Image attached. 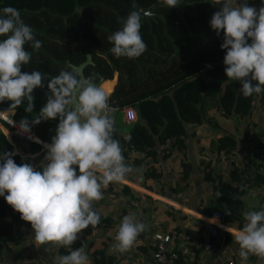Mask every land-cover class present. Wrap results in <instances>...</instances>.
<instances>
[{
	"label": "trees",
	"instance_id": "trees-1",
	"mask_svg": "<svg viewBox=\"0 0 264 264\" xmlns=\"http://www.w3.org/2000/svg\"><path fill=\"white\" fill-rule=\"evenodd\" d=\"M134 1L138 9L156 5L149 15H140V32L147 50L139 58L128 59L116 58L108 41V36L120 30L123 20L134 11L128 0H0V10L8 6L18 9L24 22L33 29L35 39L42 42L39 50H34L30 43L25 45L31 53V60L22 66L21 71L30 73L38 70L46 77L43 87L34 89L32 93V112L25 111V101L14 114L11 111L8 114L18 125L21 119H26L31 125V138L40 142L15 133L14 127L0 118V155L15 153L12 159L17 165L27 163L37 171L41 170V156L45 150L42 143L52 142L59 123L58 119H49L31 124L50 95L47 79L57 76L62 70L74 69L87 54L91 62L82 68L84 77L97 74L95 83L106 92L112 78H115L108 93L109 105L115 119L114 138L120 144L124 143L125 148L152 156L155 144L175 140L179 145L186 125L208 119L209 108L220 109L224 116H241L248 112L257 95L244 97L239 83L226 77L223 63L226 50L221 48L224 33L221 30L217 35L210 27V19L220 5H213L212 0H180L179 6L168 8L162 0ZM240 3L242 0H236L237 5ZM247 3L257 10L264 6V0H247ZM4 38L0 37V40ZM258 96L264 99V93ZM10 104L11 101L0 102V115L5 114L4 109L8 110ZM124 106H131L136 112V120L132 124L120 119ZM2 128L9 132V138ZM125 134L129 135L126 140ZM234 145L230 134L222 133L217 138L218 149L229 150ZM36 152L39 153L32 156ZM40 159L39 164L37 161ZM259 176L264 181V172ZM235 189L226 184L216 186L222 194L218 197L221 204L218 208L224 224L230 223L234 216L244 220L230 206V195ZM122 191L135 198L128 186L124 185ZM261 202L258 211L264 205V194ZM224 205H228L231 215L225 214ZM15 221L17 225L24 223L20 214L0 196V243H17L18 228H12ZM229 238L230 234L224 231V243H228ZM217 246L212 254L217 253ZM152 248L154 250L155 245ZM96 252L105 258L102 250ZM106 258L108 260L112 256ZM257 258L249 256L253 264H258ZM177 261H182L180 254Z\"/></svg>",
	"mask_w": 264,
	"mask_h": 264
},
{
	"label": "clouds",
	"instance_id": "clouds-1",
	"mask_svg": "<svg viewBox=\"0 0 264 264\" xmlns=\"http://www.w3.org/2000/svg\"><path fill=\"white\" fill-rule=\"evenodd\" d=\"M162 2L168 8L180 4V0ZM212 4L220 5L210 19V27L217 35L221 30L224 33L221 48L226 50V77L239 83L246 98L264 93V6L257 10L247 0L239 5L236 0H212ZM141 26V16L132 11L122 28L108 36L116 58H139L147 50ZM0 37H5L0 40V102L11 101L7 112L14 114L27 101L25 111L32 112V93L43 87L46 77L38 70L29 73L21 69L31 60L25 45L30 43L39 50L42 42L35 39L20 11L10 6L0 10ZM96 78L97 74L83 77L71 69L47 79L50 95L31 124L49 119H58L59 123L52 142L44 145L47 163L41 165L42 171L27 163L17 165L12 159L15 153L0 155V196L30 223L38 244L69 250L66 255H57L54 264H91L83 247L72 250L70 246L82 230L100 223L93 202L104 198L102 189L124 181L133 171L114 138L113 109ZM8 123L14 125L11 119ZM18 127L31 138V125L26 119H21ZM221 195L216 193L217 197ZM224 211L231 215L228 205H224ZM243 218L245 224L235 240L242 264H248L250 255L264 259V206L259 211L244 212ZM148 228L135 214L123 216L110 251L129 252Z\"/></svg>",
	"mask_w": 264,
	"mask_h": 264
},
{
	"label": "crops",
	"instance_id": "crops-1",
	"mask_svg": "<svg viewBox=\"0 0 264 264\" xmlns=\"http://www.w3.org/2000/svg\"><path fill=\"white\" fill-rule=\"evenodd\" d=\"M114 82L113 77L107 94ZM207 113L208 119L186 125L179 145L175 140L155 144L152 156L125 148L121 142L122 154L133 171L124 181L110 183L102 189L104 198L93 202L100 223L92 231L79 233L78 239L70 246L72 250L83 247L91 264H130L133 260L140 264H158L151 257L152 247L158 241L155 234L158 233L167 235L170 245L176 247L178 256L181 255L182 261L176 259L170 264H226L228 261L242 264L235 235L242 230L245 220L240 221L234 216L230 223L217 227L213 236L208 234V227L213 222L211 211H220L217 185L236 188L230 195V206L240 217L246 211H258V205L262 204L264 181L259 175L263 172L256 168L244 136L249 131L253 132L254 138L264 133V99L257 95L248 112L241 116H224L216 107L209 108ZM120 119H123L122 114ZM222 133L234 138L233 148H217V138ZM6 137L9 138V134ZM124 185L132 189L135 198L122 191ZM128 214H135L149 228L138 236L129 252H111L110 246L115 242L118 226L123 216ZM23 222L19 225L16 221L12 223L13 229L18 228L17 243H0V264H54L57 255L68 254L69 250L64 247L57 249L47 245L40 251L45 258L39 260L38 250L24 246V234L28 233L30 223ZM224 231L230 234L228 243H224ZM206 241L211 242L209 250L204 248ZM216 246L217 253L212 254ZM98 250L114 259L99 257ZM257 259L258 264H264V259ZM110 260L112 262L108 263ZM253 263L248 261V264Z\"/></svg>",
	"mask_w": 264,
	"mask_h": 264
},
{
	"label": "built area",
	"instance_id": "built-area-1",
	"mask_svg": "<svg viewBox=\"0 0 264 264\" xmlns=\"http://www.w3.org/2000/svg\"><path fill=\"white\" fill-rule=\"evenodd\" d=\"M122 116L125 121L133 123L136 120V112L131 106L122 107ZM129 135L125 134L124 139H128ZM245 141L248 147L249 152L251 153L256 168L260 172H264V133L256 135L254 138L253 132L249 131L245 134ZM222 214L218 210H212L210 213V218L213 219V222L208 227V234L210 236L215 235L216 228L224 226L221 221ZM97 227V226H96ZM96 227L89 225L86 229L82 230L83 233L85 230H94ZM155 238L158 240L155 244V248L152 251V260L158 264H170L173 263L178 256L176 247L170 245L171 241L167 235L161 236V234L156 233ZM204 248L209 250L211 248V242L206 241L204 243ZM185 251V250H184ZM130 264H140L139 261L133 260ZM226 264H233L232 261L226 262Z\"/></svg>",
	"mask_w": 264,
	"mask_h": 264
},
{
	"label": "water",
	"instance_id": "water-1",
	"mask_svg": "<svg viewBox=\"0 0 264 264\" xmlns=\"http://www.w3.org/2000/svg\"><path fill=\"white\" fill-rule=\"evenodd\" d=\"M128 1H130L131 6H132V8H133V10H134L135 12H137L139 15H145V16L149 15V14L151 13V10L153 9V7L156 5V4H153V5L149 6V7L142 8V9H138L137 6H136V4H135V1H134V0H128ZM90 62H91L90 55L87 54L86 57H85V59H84L82 62H80L78 65L74 66L73 68L76 69V70H77V71L83 76L82 68H83V66H84L85 64L90 63ZM83 77H84V76H83ZM96 84H97V83H96ZM8 114H9V111H8V112L6 111L4 115H0V118L3 119L6 123H8V121H9V119H10L9 116H8ZM8 124H9V123H8ZM10 125L13 126V124H10ZM14 125H18V124H17V123H14ZM18 126H19V125H18ZM14 132L17 133V134H19V135H24V136L30 138V137L27 136L26 134H24V133H22L21 131H19L18 128H17V129L15 128ZM33 136H34V135H33ZM30 139L35 140V139H33V138H30ZM35 141H37V140H35ZM39 142H40V141H39ZM42 144H43V146H44L45 143H42Z\"/></svg>",
	"mask_w": 264,
	"mask_h": 264
},
{
	"label": "rangeland",
	"instance_id": "rangeland-1",
	"mask_svg": "<svg viewBox=\"0 0 264 264\" xmlns=\"http://www.w3.org/2000/svg\"><path fill=\"white\" fill-rule=\"evenodd\" d=\"M220 10V7L218 6V11ZM4 111H7V109H4ZM121 111H122V109H121ZM123 117V116H122ZM124 119V118H123ZM13 127H14V130H15V128L17 129H19V127H18V125H13ZM8 134H9V132L8 131H6V135L8 136ZM45 148V147H44ZM43 156H41V158H42V163H41V165L42 164H46L47 163V161H45V159H44V157H45V155H46V153H47V149L45 148V150L43 151ZM40 162H41V159L40 160H38L37 161V163H39L40 164ZM41 171H42V167H41ZM28 228V230H27V232L28 233H26V234H24V236H25V241H24V246L26 245L29 249H31V250H38V252H39V256H38V258H39V260H43L45 257L42 255V253L40 252L41 251V249L42 248H45L47 245H40V244H38L37 242H36V240H35V236H34V233H33V230L31 229V227H30V225H29V227H27ZM32 230V231H31ZM31 231V232H30ZM31 254H33V252H31Z\"/></svg>",
	"mask_w": 264,
	"mask_h": 264
}]
</instances>
